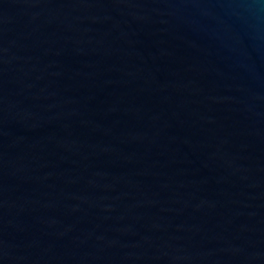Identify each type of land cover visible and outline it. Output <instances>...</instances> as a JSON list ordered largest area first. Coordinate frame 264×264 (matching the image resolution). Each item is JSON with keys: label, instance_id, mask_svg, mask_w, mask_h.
Instances as JSON below:
<instances>
[{"label": "water", "instance_id": "obj_1", "mask_svg": "<svg viewBox=\"0 0 264 264\" xmlns=\"http://www.w3.org/2000/svg\"><path fill=\"white\" fill-rule=\"evenodd\" d=\"M0 264H264V0H0Z\"/></svg>", "mask_w": 264, "mask_h": 264}]
</instances>
